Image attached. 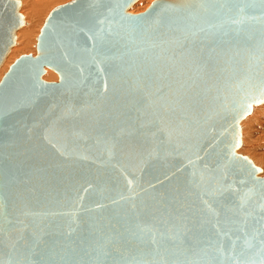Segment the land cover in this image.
<instances>
[{"label": "water", "instance_id": "95a60500", "mask_svg": "<svg viewBox=\"0 0 264 264\" xmlns=\"http://www.w3.org/2000/svg\"><path fill=\"white\" fill-rule=\"evenodd\" d=\"M137 2L55 6L1 77L0 264H264V0Z\"/></svg>", "mask_w": 264, "mask_h": 264}, {"label": "bare ground", "instance_id": "6f19581e", "mask_svg": "<svg viewBox=\"0 0 264 264\" xmlns=\"http://www.w3.org/2000/svg\"><path fill=\"white\" fill-rule=\"evenodd\" d=\"M61 1H64V0H28L27 1L28 3H25L26 4L25 6L29 7V10H28L29 16L27 17V25L21 31H19L25 25V21H24V25L16 32V41H17V43L15 42L16 46L14 45L15 47L13 46L14 48L13 47L11 48L9 55L7 56L3 65L0 68V79L3 76V74L6 72V70L10 66V64L14 61V59L29 49V47L31 45L30 42L31 43L33 42L34 35L35 34L37 35V32L39 31V30L35 31V29L37 28V23L40 22L39 17H40V15H42L41 13L43 11L44 12L47 11L46 9L50 5L59 3ZM151 1L152 0H138V2L133 5L134 8H131V9H133L134 11H137V12L138 11H144L148 7V5L150 4ZM20 9H21V7H20ZM43 79L46 81H48V80L49 81H56L57 77L54 76L50 71H47V73ZM252 96L254 97V95H252ZM262 104H264V101L258 105H255L252 108V112H253V109L255 107H258ZM252 112L250 113V115L252 114ZM250 115H248V116H250ZM246 118H244L243 119L244 121L242 120L243 122L241 121V123H240V127L243 130V132H245V131L247 132L251 127H253V125H251V124H254V125L256 124L255 126H258V127L264 126V105L261 108L257 109L250 118H247V119ZM242 133H241V136L244 134V133L243 134ZM242 144H243V149H242V151L239 149L241 152L238 151V153H241L243 155H249V158L255 163V165L259 166V164H264V156L260 155L257 152V150L252 147V145L249 143V141H247L245 139L244 135L242 138ZM257 147H258V145H257ZM259 152H260V150H259Z\"/></svg>", "mask_w": 264, "mask_h": 264}, {"label": "rangeland", "instance_id": "374dc122", "mask_svg": "<svg viewBox=\"0 0 264 264\" xmlns=\"http://www.w3.org/2000/svg\"><path fill=\"white\" fill-rule=\"evenodd\" d=\"M20 2H21V9H20V13L23 15V17H24V21H25V25L19 30V31H21L24 27H26V25H27V17L29 16L28 14H29V12H28V10H29V7L28 6H25L26 4L25 3H28L27 1L28 0H19ZM69 0H64V1H61V2H59V3H56V4H52V5H50L46 10L47 11H43L41 14L42 15H40V19H39V21L40 22H38L37 23V28L35 29V31H38V30H40V28L42 27V25H43V22H44V20H45V18L47 17V15H48V13L55 7V6H57V5H60V4H63V3H65V2H68ZM152 1H154V0H152ZM151 1V2H152ZM150 2V3H151ZM150 5V4H149ZM148 5V6H149ZM28 7V8H27ZM132 8H134V7H132ZM130 12H134V13H139V12H142V11H134L133 9H131L130 10ZM39 32V31H38ZM38 32H37V35H38ZM36 35V34H35ZM34 35V37H33V42L31 43L30 42V47H29V49L26 51V52H24V53H22V54H35V42H36V37H37V35L35 36ZM35 38V39H34ZM16 43H17V41H16ZM15 46H16V44H15ZM14 46V47H15ZM13 47V48H14ZM22 54H20V55H22ZM19 55V56H20ZM18 56V57H19ZM17 57V58H18ZM16 59V58H15ZM14 59V60H15ZM13 63V62H12ZM11 63V64H12ZM10 64V65H11ZM7 71V70H6ZM51 72V71H50ZM54 76H56L55 75V73H53V72H51ZM45 77V76H44ZM43 77V78H44ZM49 81V80H48ZM264 104H262V105H260V106H258V107H255L254 109H253V112H252V114L250 115V116H248L247 118H250L253 114H254V112L257 110V109H259V108H261L262 106H263ZM246 118V119H247ZM245 119V120H246ZM244 121V120H243ZM242 121V122H243ZM251 125H253V127H251L247 132L245 131V132H243V130L241 131V133L245 136V139L247 140V141H249V143L252 145V147L253 148H255L256 150H257V152L260 154V155H262V156H264V126H262V127H258V126H255L254 124H251ZM252 129V130H251ZM243 135H242V138H243ZM257 142V143H256ZM257 145H258V147H257ZM260 148V149H259ZM242 149H243V144H242V146H241V148H240V150L242 151ZM262 149V150H261ZM239 150V151H240ZM259 150H260V152H259ZM240 151V152H241ZM246 156H248L249 157V155H246ZM258 166V165H257ZM259 167H261L263 170H264V164H259ZM264 173V172H263Z\"/></svg>", "mask_w": 264, "mask_h": 264}]
</instances>
